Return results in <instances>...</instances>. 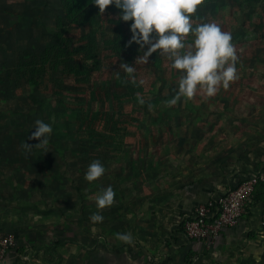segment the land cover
<instances>
[{"label":"rangeland","instance_id":"rangeland-1","mask_svg":"<svg viewBox=\"0 0 264 264\" xmlns=\"http://www.w3.org/2000/svg\"><path fill=\"white\" fill-rule=\"evenodd\" d=\"M119 13L110 5L101 14L92 0H0V231L18 235L21 250L128 229L172 182L226 155L231 120L247 114V88L258 82L249 75L264 58L242 56L264 48V0H203L191 14L193 26L231 33L238 70L227 88L191 99L178 97L182 73L167 55L137 60L132 21ZM38 119L52 126L49 144L28 149L39 143L28 139ZM95 160L105 173L88 182ZM109 186L114 201L98 209Z\"/></svg>","mask_w":264,"mask_h":264},{"label":"crops","instance_id":"crops-1","mask_svg":"<svg viewBox=\"0 0 264 264\" xmlns=\"http://www.w3.org/2000/svg\"><path fill=\"white\" fill-rule=\"evenodd\" d=\"M261 25L251 23L248 30L259 31ZM252 50L250 58H264L263 46L260 49L252 44L242 58H249ZM254 75L257 85L249 84L250 94L245 99L249 102L242 108L247 114L241 120H231V134L226 136L223 150L226 155L217 157L216 163L199 166L195 175L186 176L181 184L172 182L170 191L155 197L153 203L147 201L148 211L140 220L131 222L128 229L98 234L93 241L82 236L83 242L75 238L56 242L48 248L24 244L26 247L13 251L5 264H264L261 189L239 225L223 230L215 241L189 242L179 230L184 217L197 205L235 189L264 168V70L255 68L249 78ZM251 111L256 112L251 115ZM118 233H131L132 242L120 240Z\"/></svg>","mask_w":264,"mask_h":264},{"label":"clouds","instance_id":"clouds-1","mask_svg":"<svg viewBox=\"0 0 264 264\" xmlns=\"http://www.w3.org/2000/svg\"><path fill=\"white\" fill-rule=\"evenodd\" d=\"M203 0H92L100 13L114 5L120 10L119 18L123 22L132 21V33L129 45L135 43L143 55L137 60L148 61L159 50L160 55H167L172 67L181 70L178 97L193 98L203 90L213 96L222 85L224 88L237 78L235 67L236 50L229 32L222 31L215 23L193 26L191 14L195 13ZM191 33L192 44L185 38ZM188 49L186 51H182ZM126 72L132 73L133 66L122 64ZM176 103V99L170 101ZM35 131L28 139L38 140L35 146L26 143L28 149L46 148L52 134V126L42 120H36ZM46 153V152H45ZM105 173V167L99 160L89 164L85 180L96 181ZM115 193L111 186L102 189L96 197V206L103 209L111 206ZM93 222H102L103 216L94 213ZM122 241L131 243L132 235L117 234Z\"/></svg>","mask_w":264,"mask_h":264},{"label":"built area","instance_id":"built-area-1","mask_svg":"<svg viewBox=\"0 0 264 264\" xmlns=\"http://www.w3.org/2000/svg\"><path fill=\"white\" fill-rule=\"evenodd\" d=\"M261 184H264V168L256 171L235 189L227 190L216 198L197 205L179 226L183 238L189 242L211 243L223 230L236 228ZM261 226L264 229V214ZM20 243L18 235L0 231V264L8 262L11 253L20 248Z\"/></svg>","mask_w":264,"mask_h":264},{"label":"trees","instance_id":"trees-1","mask_svg":"<svg viewBox=\"0 0 264 264\" xmlns=\"http://www.w3.org/2000/svg\"><path fill=\"white\" fill-rule=\"evenodd\" d=\"M206 1H212V0H206ZM258 189H261L262 190V192L264 193V184H261V185H259L258 187H257V189H256V192H255V194H254V197H253V199H252V201H257L256 200V198H257V196H258Z\"/></svg>","mask_w":264,"mask_h":264}]
</instances>
